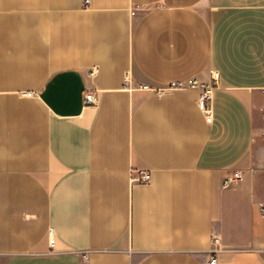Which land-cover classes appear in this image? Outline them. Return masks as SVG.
I'll list each match as a JSON object with an SVG mask.
<instances>
[{
    "label": "crops",
    "instance_id": "1",
    "mask_svg": "<svg viewBox=\"0 0 264 264\" xmlns=\"http://www.w3.org/2000/svg\"><path fill=\"white\" fill-rule=\"evenodd\" d=\"M64 71L77 116L39 96ZM212 72L205 107L139 88ZM262 88L264 0H0V264H209L213 235L264 264Z\"/></svg>",
    "mask_w": 264,
    "mask_h": 264
},
{
    "label": "built area",
    "instance_id": "2",
    "mask_svg": "<svg viewBox=\"0 0 264 264\" xmlns=\"http://www.w3.org/2000/svg\"><path fill=\"white\" fill-rule=\"evenodd\" d=\"M131 15H134V13H131ZM95 72L96 71L93 69L90 75H94ZM217 81H218V73L212 72L211 73L212 83H204L195 78H191L186 81H170L164 84H157V85L143 84L139 88L142 91L151 92L155 95H162L174 91L196 90L199 91L200 93L198 97L199 103L202 105V107H205L211 98L213 85H216ZM260 92L264 97V88H262ZM82 103L83 106L95 105L96 99L94 93L91 91H84L82 96ZM261 113H262V119L264 120V107L261 109ZM260 135L264 139V127L260 130ZM240 179H241L240 174L234 173L231 177H228L223 181V185L230 186L231 184H233L234 182ZM131 181L133 183L149 184L151 182V175L148 171H144V170L132 171ZM262 213L264 214L263 207H262ZM211 241L213 245L212 253L214 256L210 258L209 264H221V262L217 259V257H215V255L220 251L219 248L220 240L216 235H213L211 237ZM49 243H50V247L52 248L54 245L53 240L50 239ZM82 258L84 260H87L88 258L87 253H83Z\"/></svg>",
    "mask_w": 264,
    "mask_h": 264
},
{
    "label": "water",
    "instance_id": "3",
    "mask_svg": "<svg viewBox=\"0 0 264 264\" xmlns=\"http://www.w3.org/2000/svg\"><path fill=\"white\" fill-rule=\"evenodd\" d=\"M85 85L77 71H64L54 75L40 93L41 100L60 117L77 116L83 109Z\"/></svg>",
    "mask_w": 264,
    "mask_h": 264
}]
</instances>
